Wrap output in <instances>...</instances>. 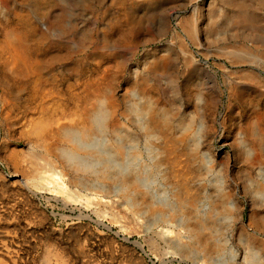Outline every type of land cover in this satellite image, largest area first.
<instances>
[{
    "label": "bare ground",
    "instance_id": "bare-ground-1",
    "mask_svg": "<svg viewBox=\"0 0 264 264\" xmlns=\"http://www.w3.org/2000/svg\"><path fill=\"white\" fill-rule=\"evenodd\" d=\"M198 1L0 0V120L31 92L0 167V264H25L10 246L33 225L12 184L63 210L39 211V264H264V0Z\"/></svg>",
    "mask_w": 264,
    "mask_h": 264
},
{
    "label": "rangeland",
    "instance_id": "rangeland-1",
    "mask_svg": "<svg viewBox=\"0 0 264 264\" xmlns=\"http://www.w3.org/2000/svg\"><path fill=\"white\" fill-rule=\"evenodd\" d=\"M198 5L202 4V0H199L197 2ZM150 46V45H148ZM144 46H142L137 53V55L131 59L128 64L120 70V73L117 75V87L122 89L123 86L127 85L129 79H130V69L132 66L139 63V58L142 56V49ZM93 68L92 62L86 65L85 69L87 71H91ZM30 88H26V90L23 91L22 97H20L17 102V107L13 109L12 113L7 119H1L0 120V167L4 169V175L9 173V170L4 167V156H8L9 153L13 149H19L21 146V143L19 142L17 138V131L19 128L18 119L21 116V113L25 106L28 105L29 97H30ZM184 104L188 107H191V103L184 101ZM227 103L225 101H222L218 104L217 107L212 110V118L216 121V127L213 131V134L211 137H213V144L216 148H219V136L221 135L223 130H228L231 127L232 121L227 124V126H220L221 121L226 118L227 116ZM232 117V115H228L227 119ZM17 119V122H16ZM231 123V124H230ZM226 127V128H225ZM6 162V161H5ZM12 179V178H10ZM11 183L12 180H10ZM9 189L5 192V202L7 205V209L9 211L15 210L22 213L23 220H29L33 223L32 227H25L23 230H19L16 234V237L14 238V242L11 244L10 248L11 250H15L19 247L15 246V243L20 245L18 253L20 254V260L23 261L25 264H39L40 263V257L44 253L43 249V235L48 230L47 224L42 223L39 219L40 214L39 211H48V213H51V211H54L56 215H54L50 221V226L53 227H59V213H63L62 208L59 205L47 206V204L42 200V202H38L37 208L33 207V204L25 199V197L22 195L20 189L17 187L14 188L13 184L8 186ZM242 200V207L240 210V218L241 220H246L248 212L250 210V207L245 202V200L240 197ZM23 222H21V226L23 227ZM17 241V242H16ZM60 242L62 244L67 243V239L65 237L60 238ZM97 246L104 248L106 246V243L103 241H100L97 243ZM95 263V262H94Z\"/></svg>",
    "mask_w": 264,
    "mask_h": 264
}]
</instances>
